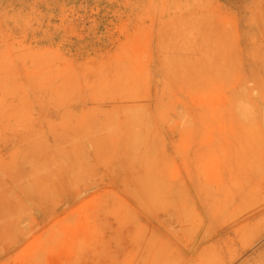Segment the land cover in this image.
I'll list each match as a JSON object with an SVG mask.
<instances>
[{"label": "rangeland", "instance_id": "1", "mask_svg": "<svg viewBox=\"0 0 264 264\" xmlns=\"http://www.w3.org/2000/svg\"><path fill=\"white\" fill-rule=\"evenodd\" d=\"M0 264H264V0H0Z\"/></svg>", "mask_w": 264, "mask_h": 264}]
</instances>
